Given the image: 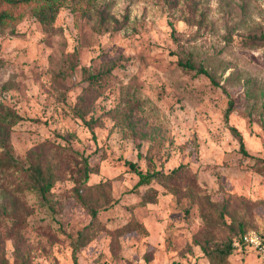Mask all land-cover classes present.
Instances as JSON below:
<instances>
[{"label":"rangeland","instance_id":"obj_1","mask_svg":"<svg viewBox=\"0 0 264 264\" xmlns=\"http://www.w3.org/2000/svg\"><path fill=\"white\" fill-rule=\"evenodd\" d=\"M0 107L24 117L0 171V264H74L81 230L80 264L259 263L224 252L264 230V0H62L49 24L24 7L0 23ZM126 159L158 177L135 186Z\"/></svg>","mask_w":264,"mask_h":264},{"label":"trees","instance_id":"obj_2","mask_svg":"<svg viewBox=\"0 0 264 264\" xmlns=\"http://www.w3.org/2000/svg\"><path fill=\"white\" fill-rule=\"evenodd\" d=\"M62 0H0V23H5L10 20H14L16 18V12L24 7L31 6L34 9L35 15L39 19V21L43 24H49L52 21H54L56 15L59 13V9L61 6ZM175 29V27H174ZM182 64H184L185 67H188L190 69H196L197 73H205L207 74L214 82L215 79L212 75V72L206 69L203 66H197L194 62H192L190 59H186L185 61H182ZM103 73H92L89 75L91 79H96L100 76H102ZM233 109V99H229V105L226 110V119H229L230 111ZM80 116H83L81 113H78ZM24 117L23 115L14 112L9 109H3L0 107V153H4L2 156H0V171H6L8 169H11L13 167H16L17 160L15 156L13 155L11 151V145H10V128L20 120H22ZM84 122L91 127L92 123L86 119H84ZM230 129L233 131V133L238 137L240 141V150L246 154L249 155V151L246 148L245 141L243 138L242 133L235 125H229ZM85 161V170H86V180L89 178V162H88V156H84ZM126 162L129 164L131 169H133L139 176L138 181L136 182L135 186H140L143 184L150 185L152 180L154 178L158 177L159 172L157 170L150 171V170H143L136 161L126 159ZM183 164H180L178 167L174 168L172 172H176L178 169L182 168ZM35 171L38 172V175L35 177V181L39 184L41 190L46 193L50 187L52 186V180L49 175H45L43 171H41L38 168H35ZM155 198V193L150 192H144L142 200L145 202L153 201ZM78 199L87 206L93 216L95 217L97 215V210L94 208L89 202H87L81 195H78ZM90 224H87L85 228H87ZM250 230V229H248ZM244 230L241 232L238 236L242 235L244 232L248 231ZM84 231L81 230L78 238H74L71 236L72 242H73V263L74 264H80L79 256H78V250L80 247V240L83 237ZM237 237V236H235ZM231 238L229 241V246L227 250L224 252V254L227 256L231 250H232V244L234 241V238Z\"/></svg>","mask_w":264,"mask_h":264},{"label":"built area","instance_id":"obj_3","mask_svg":"<svg viewBox=\"0 0 264 264\" xmlns=\"http://www.w3.org/2000/svg\"><path fill=\"white\" fill-rule=\"evenodd\" d=\"M233 245L237 251L253 249L259 256V263L264 264V230L250 229L234 238Z\"/></svg>","mask_w":264,"mask_h":264}]
</instances>
